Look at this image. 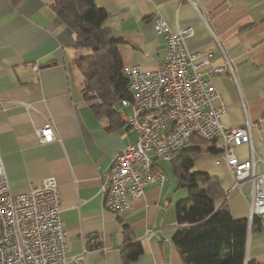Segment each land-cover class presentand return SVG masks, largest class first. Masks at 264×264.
Masks as SVG:
<instances>
[{"label":"crops","instance_id":"crops-1","mask_svg":"<svg viewBox=\"0 0 264 264\" xmlns=\"http://www.w3.org/2000/svg\"><path fill=\"white\" fill-rule=\"evenodd\" d=\"M108 12L104 26L117 40L123 66L155 68L166 59L167 40L154 28L163 16L173 30L191 26L190 51H212L211 66L231 59L235 77L215 73L224 102L222 123L250 121L252 144L235 146L240 159L254 151L256 170L264 171V0H95ZM52 0H0V153L14 193L28 191L54 176L60 185L61 219L68 231L71 259L87 250L83 264H123V224L143 252L131 264H184L173 242L178 229L175 181L152 184L130 207L107 209L101 177L113 157L136 141V132L96 114L82 95L75 38L51 7ZM31 64H37L34 69ZM83 82V79H82ZM121 103V102H120ZM51 121L56 139L42 143L37 130ZM219 146L222 142L217 141ZM252 147L254 148L252 150ZM196 168L216 176L235 218H248L250 184L245 195L232 190L234 176L221 152H206ZM180 185V184H179ZM247 188V189H246ZM247 256L264 264V227L249 233Z\"/></svg>","mask_w":264,"mask_h":264},{"label":"built area","instance_id":"built-area-1","mask_svg":"<svg viewBox=\"0 0 264 264\" xmlns=\"http://www.w3.org/2000/svg\"><path fill=\"white\" fill-rule=\"evenodd\" d=\"M153 23L167 40L166 59L155 68L124 67L129 95L120 102L130 112L122 114L137 138L113 157L101 177L107 209L119 213L130 207V199L144 196L150 185H163L168 174L160 160L172 161L192 136H198L222 142L221 154L234 176L231 189L245 195L243 185L250 184L248 220L251 223L260 215L264 227V171L256 170L254 151L248 159H240L234 151L235 146L252 144V124L225 127L224 102L213 103L219 96L214 74L227 72L235 77L231 59L225 56L223 64L208 69L213 52L190 51L186 45L194 34L191 26L173 30L160 15ZM37 134L42 143L56 139L51 121ZM61 208L60 185L54 176L14 193L0 153V264H69L70 243ZM87 252L71 260L83 264Z\"/></svg>","mask_w":264,"mask_h":264},{"label":"trees","instance_id":"trees-1","mask_svg":"<svg viewBox=\"0 0 264 264\" xmlns=\"http://www.w3.org/2000/svg\"><path fill=\"white\" fill-rule=\"evenodd\" d=\"M51 7L74 35L75 48L80 52L76 63L83 74V97L96 114L110 119V129L118 126L121 117L116 103L129 92L117 40L108 39L109 30L104 26L108 12L95 0H52ZM85 49L87 53H83ZM217 141L192 136L172 160L177 164L180 185L190 189L186 198L176 202L178 229L173 242L184 264H260L247 256L249 233L262 228L260 215L251 223L248 218H235L219 179L196 168L197 159L204 153L222 152ZM123 233V264H131L143 247L132 239L127 224H123Z\"/></svg>","mask_w":264,"mask_h":264},{"label":"rangeland","instance_id":"rangeland-1","mask_svg":"<svg viewBox=\"0 0 264 264\" xmlns=\"http://www.w3.org/2000/svg\"><path fill=\"white\" fill-rule=\"evenodd\" d=\"M88 52V49H85L83 51V53H87ZM78 71H79V74H80V79L78 81V83H75L76 85V88L78 89L82 83V79H83V74L82 72L79 70V68H77ZM121 106V103L120 101H117L116 103V107L119 109ZM124 111L126 112H130V108H122ZM122 110V111H123ZM160 165L161 167H163L165 169V171L167 172L168 176L173 179L177 185V187L180 189L179 190V194H182L184 193L185 195V198L189 195L190 193V189L188 186L186 185H179V176L176 174V170H175V166H177V164L175 162H172V161H167V160H160ZM247 189V188H246Z\"/></svg>","mask_w":264,"mask_h":264}]
</instances>
